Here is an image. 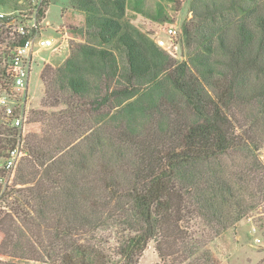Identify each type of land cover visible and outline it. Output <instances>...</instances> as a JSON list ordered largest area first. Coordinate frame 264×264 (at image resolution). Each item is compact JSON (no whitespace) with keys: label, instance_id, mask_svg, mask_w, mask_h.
<instances>
[{"label":"trees","instance_id":"16d2710c","mask_svg":"<svg viewBox=\"0 0 264 264\" xmlns=\"http://www.w3.org/2000/svg\"><path fill=\"white\" fill-rule=\"evenodd\" d=\"M193 1L183 33L194 49L178 61L124 22L127 0H74L88 14L94 42L78 44L63 65L43 72L51 86L46 103L67 108L55 114L63 133L51 149H43L45 135L30 138L26 165L42 170L36 181L37 174L19 168L20 224L11 220L17 229L40 231L26 248L23 237L8 234L10 256L105 264L97 235L120 225V260L136 264L165 224L193 258L244 217L251 207L244 181L223 160L234 146H245L236 138L235 107L254 123L264 121V0ZM193 218L205 232L203 247L184 227ZM43 228L50 241L42 251L34 245L43 244ZM202 256L211 259L208 249L196 258L201 264Z\"/></svg>","mask_w":264,"mask_h":264},{"label":"rangeland","instance_id":"374dc122","mask_svg":"<svg viewBox=\"0 0 264 264\" xmlns=\"http://www.w3.org/2000/svg\"><path fill=\"white\" fill-rule=\"evenodd\" d=\"M193 5V0H127L124 22H128L153 39L157 36V33H162L163 25L175 24L181 31V36L178 48L175 50L177 56L174 58L181 61L187 59L194 49V45L187 46L183 33L184 27L191 24ZM18 6V0H0V9L7 12L15 11ZM47 11L46 23L48 24L44 27L43 32L48 36L58 37L63 46L60 52L53 50L43 52L42 56L46 57V61L40 60V58L37 59L27 98H22L17 94L16 96H10L12 100L7 102V105H17V113L26 117L23 126L13 127L4 117L3 107L0 106V264H4L1 262L61 264L58 261L54 263L12 257L10 256L12 248L4 243V241H7L5 239L8 238V234H13L18 238L23 237L21 241L25 242V248L30 245L26 243L28 237H31L32 242L36 240L34 236L37 238L40 231L36 225L33 229H29L27 225L23 224L26 229V231H23L17 229L14 223V221H18L17 210H14V206L17 207V194L14 192L24 186L17 181L18 170L21 166H25L26 172L30 171L32 176L37 174V176H34L37 181L40 175V172L37 173V169L42 170V168L38 164L33 167L32 162L26 165L27 160L31 158L29 152L31 136L42 135L43 137L45 135L44 138H41L45 142L43 149H51L59 143L60 136L63 133V129L57 127L59 121L55 118V114L57 111L67 108L64 102L57 106L46 103L51 86L44 80L43 72L53 73L54 69L64 64L78 44L94 42L86 29L88 14L76 7L74 0H51L47 6ZM8 35V29L0 20V79L3 78L6 63L3 46L8 41ZM4 94L6 95L5 87L2 86V81H0V95ZM49 97L51 96L49 95ZM19 99L25 100L19 102L18 107ZM49 101L53 100L49 98ZM88 107L90 106L87 105L86 108ZM231 116L236 124L237 141L243 142L245 146H240L244 147L242 150L234 146L235 148L225 156L223 164L226 168H230V171L235 173L236 176L239 175V177H236L237 179L242 177L244 184L240 187L246 196V204L251 207L246 210L247 212L242 219L217 237L207 240L208 242L204 244V248L199 250L193 258H188L185 243H181L176 239L177 236L173 226H165L164 224L161 230L163 234L161 233L162 235L160 234L157 237L154 236L141 252L137 251L139 253L135 258L136 264H201L196 258L198 255L204 254L205 249H208L211 253V259L208 260L202 256L200 262L203 264H264V188L260 189L259 187L260 181L264 183V121L254 123L248 118L247 110L243 108L235 107L231 112ZM80 135L75 133L73 136L75 140L73 141L79 142ZM18 145L19 159L14 169L9 170L6 167L9 156L8 150ZM247 145L249 146L246 147ZM35 162L37 163V161ZM233 177L235 178V176ZM35 180L32 179L33 183ZM24 209L28 210L27 207ZM11 217L14 218V221L11 220ZM200 222L198 218H193L185 224L182 222L181 225L184 224L185 229H188L187 231L194 237L192 242L203 247L202 243L204 242L201 241V237H206V235L200 226ZM121 228L120 225L112 226L102 230L99 234L97 233V236L103 239L101 246L105 247L102 254L104 261H106L105 264H122L120 255L117 252ZM41 230H43V244L39 246L37 245L39 242H37L34 246L43 251L44 244H48L50 240L49 232L44 228ZM183 232H186V230H183ZM135 233L137 232H132V234ZM105 240L107 244H105ZM186 246H188V243Z\"/></svg>","mask_w":264,"mask_h":264},{"label":"built area","instance_id":"2783aa9c","mask_svg":"<svg viewBox=\"0 0 264 264\" xmlns=\"http://www.w3.org/2000/svg\"><path fill=\"white\" fill-rule=\"evenodd\" d=\"M50 1L18 0L19 8L17 7L15 11L7 12L0 9V20L9 31L8 41L3 46L6 63L3 78L0 79L6 95H0V106L3 107L4 117L15 128L22 127L26 117L17 113V105H7V102L12 100L10 96L17 94L27 98L37 59L46 61V57L42 56L43 52L50 50L60 52L63 46L58 37L48 36L43 32L48 24L46 15ZM180 36L181 31L175 24H165L162 26V33H157L154 41L176 57L175 50L178 48ZM24 100L19 99L18 107L19 102ZM19 154V145L8 150L6 167L9 170L16 166Z\"/></svg>","mask_w":264,"mask_h":264}]
</instances>
